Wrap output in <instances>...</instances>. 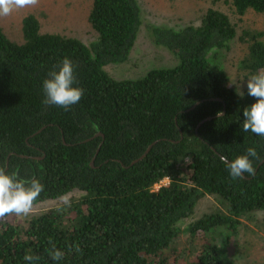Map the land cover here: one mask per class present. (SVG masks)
Masks as SVG:
<instances>
[{
  "label": "trees",
  "instance_id": "1",
  "mask_svg": "<svg viewBox=\"0 0 264 264\" xmlns=\"http://www.w3.org/2000/svg\"><path fill=\"white\" fill-rule=\"evenodd\" d=\"M231 1L238 14L264 12V0ZM87 18L96 33L89 44L41 32L32 14L21 18L19 41L0 26V166L40 180L34 204L71 196L70 207L0 219V264H29L28 253L41 258L35 264H238L229 241L242 218L264 211V136L242 131L243 109L255 98L236 94L216 56L235 38L233 24L210 8L198 24L151 26L149 36L175 64L114 79L104 67L127 59L140 4L92 0ZM260 34L239 36L247 49L238 68L248 78L264 71ZM65 57L84 90L69 110L43 103L42 82ZM249 147L261 157L255 175L234 180L222 157ZM205 195L220 205L191 221L190 243L181 242L179 222ZM50 239L64 252L59 261Z\"/></svg>",
  "mask_w": 264,
  "mask_h": 264
},
{
  "label": "rangeland",
  "instance_id": "2",
  "mask_svg": "<svg viewBox=\"0 0 264 264\" xmlns=\"http://www.w3.org/2000/svg\"><path fill=\"white\" fill-rule=\"evenodd\" d=\"M138 2L142 16L140 29L127 59L120 63L105 65L104 69L111 77L133 79L144 75L151 68L173 66L175 64L173 56L167 49L153 42L148 34L149 28L169 26L178 29L188 23L198 24L207 9L211 8L227 15L236 31L229 48L221 50L216 56L225 70L228 81L235 89L240 84L241 89L246 90L248 76L239 70L238 64L246 52L247 42L240 40L239 36L243 31L260 32L259 39L264 42V12L247 9L244 13L238 14L231 0H138ZM91 3L92 0H39L36 7L21 9L7 17H0V26L10 39L19 41L21 18L32 14L38 19L41 32L75 37L89 44L96 38V33L87 18ZM60 203L61 200L38 202L34 204L33 212L55 207ZM219 205L216 196H203L197 202L193 215L182 219L179 227L184 231L191 221L211 212ZM15 217L18 220L24 218ZM263 217L264 211L257 210L241 219L228 245V253L236 263L246 264L264 260ZM181 237V242L188 243L189 240L190 243L191 237L187 231H184Z\"/></svg>",
  "mask_w": 264,
  "mask_h": 264
},
{
  "label": "clouds",
  "instance_id": "3",
  "mask_svg": "<svg viewBox=\"0 0 264 264\" xmlns=\"http://www.w3.org/2000/svg\"><path fill=\"white\" fill-rule=\"evenodd\" d=\"M39 4V0H0V17H7L13 12L33 8ZM76 77L72 61L65 57L60 66L49 73L48 78L42 82L44 92L43 103L56 105L65 110L78 103L83 96L84 90L74 86ZM235 83V82H233ZM236 84V83H235ZM237 85V84H236ZM247 95L255 98L254 102L243 109L242 131H251L257 136H264V71L252 74L246 82ZM236 94L240 97L245 95L240 84L236 87ZM261 157L256 148L249 147L246 154L238 155L232 160L222 157L232 179H241L245 174L255 175L253 160L259 161ZM44 185L38 179L27 181L18 178L15 173L9 174L3 166H0V219L15 215L27 217L33 212L34 203L37 201ZM64 206H71V196L64 194L60 197ZM52 248L49 254L53 261H59L64 257V252L55 247L49 240ZM80 252L79 245L69 246V251ZM41 258L30 253L25 254L24 260L29 264H35Z\"/></svg>",
  "mask_w": 264,
  "mask_h": 264
},
{
  "label": "built area",
  "instance_id": "4",
  "mask_svg": "<svg viewBox=\"0 0 264 264\" xmlns=\"http://www.w3.org/2000/svg\"><path fill=\"white\" fill-rule=\"evenodd\" d=\"M167 181H168L167 177L163 178L162 180L154 184V188H158L159 186L167 183Z\"/></svg>",
  "mask_w": 264,
  "mask_h": 264
},
{
  "label": "water",
  "instance_id": "5",
  "mask_svg": "<svg viewBox=\"0 0 264 264\" xmlns=\"http://www.w3.org/2000/svg\"><path fill=\"white\" fill-rule=\"evenodd\" d=\"M210 118V116L206 117V119Z\"/></svg>",
  "mask_w": 264,
  "mask_h": 264
}]
</instances>
